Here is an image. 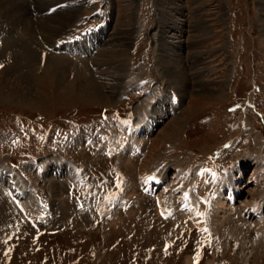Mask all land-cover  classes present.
Listing matches in <instances>:
<instances>
[{
	"label": "rangeland",
	"instance_id": "374dc122",
	"mask_svg": "<svg viewBox=\"0 0 264 264\" xmlns=\"http://www.w3.org/2000/svg\"><path fill=\"white\" fill-rule=\"evenodd\" d=\"M67 7L79 18L30 67L0 34V78H31L30 92L0 86V264H264V0H69L43 13ZM101 49L112 65L94 60ZM91 79L103 98L74 89ZM172 119L182 126L161 139Z\"/></svg>",
	"mask_w": 264,
	"mask_h": 264
},
{
	"label": "bare ground",
	"instance_id": "6f19581e",
	"mask_svg": "<svg viewBox=\"0 0 264 264\" xmlns=\"http://www.w3.org/2000/svg\"><path fill=\"white\" fill-rule=\"evenodd\" d=\"M68 1L69 0H32L30 2V0H0V34H6V36H7V38L5 37V39L3 40L5 42L4 48L8 49V47L14 48V47L21 46L22 51H23L22 55H24L23 53H25L26 59H24V60H26L28 62L27 67H30L29 63L32 60H34V57L38 56L40 58L41 54H40V52L38 53V49H41L40 51H42V52L43 51H49V49L56 50L57 44L60 42V40H62L61 37L66 35L67 33H69L68 32L69 28L72 26L73 23L76 22V18H79L78 16H79L80 11L78 9H71L70 7L69 8L67 7L66 9H62V10L60 9L56 13L50 14V15L49 14L44 15L43 12L46 11L48 8H50L53 5L62 4L63 2L67 3ZM32 4L34 7L40 8V10H41V12L39 11L40 13H38L39 16H37V21H34L32 15H31L32 12L30 11V7ZM66 29H68V30H66ZM128 33H129V31H128ZM121 39L123 40L124 38L120 37V39L118 38L117 40L121 41ZM65 43L67 44L68 47H71V46H73L74 41L73 40H71L69 42L66 41ZM128 43H129V41L127 40V44ZM101 51H102L101 56L95 57L94 60L99 64L102 63V64H106V65L110 66L111 63H109L108 61H109V59L111 60L112 55H114V54L110 51L105 50V49H103V50L101 49ZM128 51H129L128 47L124 48L122 50V53H121L122 57H126ZM48 54H49L48 59L49 60L53 59V58H51L52 55L50 54V52ZM37 60H38V58H37ZM39 61H40V59H39ZM50 62L53 64V65H51V67H53V69H54V75L56 77L55 79H56V81H57V79L59 81V77H61V76H59L58 72H57V69H59V65L57 64V59L56 60H50ZM196 62L193 63L194 64L193 66L197 68V66H195V64L200 65V64H198L200 61L198 63H196ZM11 69H16V68H11ZM11 69H7L5 74L3 76L1 75L0 86L1 87H8L10 89L13 88L16 90L26 89L27 91L30 92V90H31V78H30V76H27L23 73L16 74V72H15L16 70H11ZM196 73L199 74L198 77H200L199 69H196ZM101 74H102V72H101ZM180 78H182V77H180ZM180 78L177 76V79H180ZM93 80L91 79L90 81H88L89 84L87 86H85V85L83 87L75 86L74 89L78 93H81L82 96L94 97L96 95L97 97H99L101 99L106 95L105 91L107 89L104 90V88L102 86H100L97 82H95ZM109 80H111V79H109ZM121 80H122L121 76H116V77L112 76V81L109 82L107 85L108 89L111 91L112 94H114V95L117 94L118 91H120L121 88L124 87V83H123L124 81L122 82ZM186 81H187L186 78H182L181 86L183 88L177 89L181 95H184V93L186 91V88H187V82ZM197 84H198L199 88H203V89L205 88V86H204L205 83L203 80L197 79ZM222 84H224V81H222L219 86H221ZM66 90L68 91V93L74 92L73 89L72 88L70 89L69 87H66ZM220 90H221V88H220ZM164 98L162 101L160 99H158L157 102H160L159 107L153 108V109L147 111L146 115H144V116H147V115L151 116L153 114L152 121H150L147 124L145 132L150 131L153 128V125H154L153 122L159 121V119L164 117V115H165L164 113H166V111H165V102L166 101ZM155 117H156V119H155ZM182 124H183V122L181 120L172 119L171 122L167 123L163 133L160 136V138L165 139V138H168L169 136H172L173 134H175L180 129ZM61 169L56 168V170L61 171V173H62L60 176H58V178L63 177V175H66L65 172H68L67 170L65 171V167H62ZM3 173H4L3 168H1L0 169V176H2ZM6 173H8V171ZM149 176H151V175H149ZM12 177L15 180H12L11 179ZM75 177H76V179H78L79 173H76ZM151 179H153V178L149 177L150 183L152 182ZM51 180H52L51 186H53L52 189L54 188L55 190H58L59 186H58L57 179L54 177ZM17 182H19L20 184H18ZM229 182H231L230 185H235L234 178ZM7 184L9 185V187L11 189H14L16 191V193H18V194H20V192L23 191V186L21 184V181H20V179H18V177L16 175L10 176V178L7 179ZM228 185H229V183H228ZM228 185H225V187H227ZM55 192L58 193V191H55ZM235 193H237V192H235ZM145 194H146V192H145ZM147 195H148V193H147ZM126 200H127V198H126ZM172 201H171V203H172ZM219 205H220V208H224L223 203L219 202ZM170 207H172V206H170ZM121 211L122 210H120V212ZM164 213L166 214V212H164Z\"/></svg>",
	"mask_w": 264,
	"mask_h": 264
}]
</instances>
